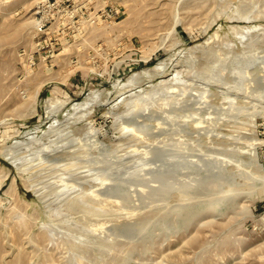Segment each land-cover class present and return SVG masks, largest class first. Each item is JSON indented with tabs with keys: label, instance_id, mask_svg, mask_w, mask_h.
Instances as JSON below:
<instances>
[{
	"label": "rangeland",
	"instance_id": "374dc122",
	"mask_svg": "<svg viewBox=\"0 0 264 264\" xmlns=\"http://www.w3.org/2000/svg\"><path fill=\"white\" fill-rule=\"evenodd\" d=\"M48 4L0 0V264H264V0Z\"/></svg>",
	"mask_w": 264,
	"mask_h": 264
},
{
	"label": "bare ground",
	"instance_id": "6f19581e",
	"mask_svg": "<svg viewBox=\"0 0 264 264\" xmlns=\"http://www.w3.org/2000/svg\"><path fill=\"white\" fill-rule=\"evenodd\" d=\"M3 1H6V0H3ZM20 12H21V11H20ZM37 25H39V24L37 23ZM244 29H245V30H243V32H241V33L251 32V31H253L254 29H257V26H256L254 29H253V28H250V27H246V28H244ZM163 65H164V64H163ZM163 65H162L161 67H160V66H159V67L157 66V69H159V70H160V69L163 70V69H164ZM155 69H156V68H155ZM151 73H153V72H151ZM163 73H164V72H163ZM158 75H159V74H158ZM176 80H177V81H176L177 83H174V84L177 85L178 82L181 81V78L179 79V78L177 77ZM131 82H133V81H131ZM181 82H182V81H181ZM181 82H180V83H181ZM164 83H166V82H164ZM180 83H179V84H180ZM166 86H167V85H166ZM165 88H166V87H165ZM165 88H164V89H165ZM169 88H174V87H171V86H170ZM178 88H179V87H178ZM131 91H132V90H131ZM36 92H37V91H36ZM155 92H157V91H155ZM183 92H184V91H183ZM183 92H181V93H183ZM171 93H172V92H171ZM171 93H169V94H171ZM184 94H185V93H184ZM184 94H183L182 96H184ZM186 94H188V92H187ZM205 94H206V93H205ZM205 94H202V95L205 96L204 98H207V99H208V97H209L208 94H209V93H208L207 95H205ZM188 95H189V94H188ZM209 95H210V94H209ZM36 96H37V95H36ZM186 96H187V95H186ZM192 96H193V94H192ZM168 97H170V96H168ZM171 97H172V99H176V98H177V95H172V94H171ZM171 97H170V98H171ZM97 98H98L97 93H94L93 97L88 98L84 103H81V104L78 103V104H76L75 106H77L78 108H81L82 106H84V107H87V106L89 107V105L92 106ZM189 98H190V97H189ZM150 99H151V98H150ZM183 99H184V97H183ZM166 100H167V98H166ZM170 100H171V99H170ZM181 100H182V99H181ZM167 101H168V100H167ZM175 101H177V100H175ZM198 101H199V100H197V101H193V102H197V103H194V104H198V103H199V104H202L201 102H198ZM202 101H203V99H202ZM173 102H174V101H173ZM182 102H183V101H182ZM161 103H162V102H161ZM170 103H172V102H170ZM177 103L180 105V102H177ZM190 103H191V102H190ZM134 104H135V103H134ZM137 104H138V103H137ZM137 104H136V106H139V105H137ZM166 104H168V102H166ZM187 104H188V102L186 103V105H187ZM168 105H170V104H168ZM168 105H167V106H168ZM186 105H185V106H186ZM134 106H135V105H134ZM136 106H135V108H136ZM140 106H141V105H140ZM165 106H166V105H165ZM176 106H178V105H176ZM198 106H201V105H198ZM130 107H131V106H130ZM78 108H77V109H78ZM145 108H148V106L145 107ZM145 108H143V109H145ZM133 109H134V108H133ZM136 109L138 110V107H137ZM143 109H142V110H143ZM148 109H149V108H148ZM163 109H164V108H163ZM130 111H131V110H129V112H130ZM132 111H133V110H132ZM135 111H136V110H135ZM144 112H145V110H144ZM199 112H200V111H199ZM199 112H198V113H199ZM130 113H132V112H130ZM138 113H139V112H137V114H138ZM211 113H212V112H210V114H211ZM195 116H196V115H195ZM173 118H175V116H174ZM191 119H195V118L192 117ZM191 119H190V120H191ZM190 120H189V121H190ZM197 120H199V119H197ZM192 121H194V120H192ZM195 122H196V121H195ZM201 122H202V121H201ZM201 122H199V123H201ZM193 123H194V122H193ZM199 123L197 122V125H198ZM125 125H126V124H125ZM136 125H137V124L134 123V124H132L133 127H130V126H128V125L125 126V128H123V129H124V132H125V131H126L125 133L131 132L133 135H135V136H140V137L143 138V136H144L143 134L145 133L144 131L147 130V129L144 128V127H143V128H138L139 126L136 127ZM195 125H196V124H195ZM201 126H202V125H201ZM203 126H204V125H203ZM215 126H216V125H215ZM199 127H200V126H199ZM216 128H217V127H216ZM31 133H32V132H31ZM31 135H32V134H31ZM142 135H143V136H142ZM57 141H58V140H57ZM134 150H136V149H134ZM133 152H136V151H133ZM193 156H194V154H193ZM45 157H46V156H45ZM67 170H68V172H69V169H67ZM91 171H92V170H91ZM87 172H88V171H87ZM88 173H89V172H88ZM6 176H7V175H5L4 177H6ZM15 181H16V180H13L12 186L15 184ZM106 181H107V180H105V182H106ZM102 182H103V181H102ZM106 183H108V182H106ZM106 183H103V184H106ZM101 184H102V183H101ZM195 185H196V184H195ZM189 193H190V192H189ZM191 194H192V193H191ZM183 198H184L183 201H188V200L192 199L193 197H192V195H190V197L186 195V196L183 197ZM193 199H194V198H193ZM193 199H192V200H193ZM213 202H214V201H213ZM215 202H216V201H215ZM223 204H224V203H223ZM184 206H187V205H184ZM218 206H219L218 204H214L212 207L215 209V208H217ZM214 209H213V210H214ZM260 258H261V260H262V259L264 260V254H262Z\"/></svg>",
	"mask_w": 264,
	"mask_h": 264
},
{
	"label": "built area",
	"instance_id": "2783aa9c",
	"mask_svg": "<svg viewBox=\"0 0 264 264\" xmlns=\"http://www.w3.org/2000/svg\"><path fill=\"white\" fill-rule=\"evenodd\" d=\"M52 0H49V4L47 5V8H49L50 10H58L59 12H65L66 8H62L63 5L65 4L66 1L68 0H54V2H51ZM105 11L102 12V14H98L96 17L97 19L99 18H102L103 16H105ZM117 14V12L113 15ZM111 16V15H109ZM40 22V28H39V31L40 33L44 34L45 32H47L46 30V27H47V24H48V20L45 19L44 17L41 18V20L39 21ZM58 44V43H56ZM34 59V57H33Z\"/></svg>",
	"mask_w": 264,
	"mask_h": 264
}]
</instances>
